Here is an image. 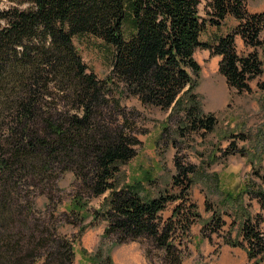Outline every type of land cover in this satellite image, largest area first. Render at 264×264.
<instances>
[{
    "label": "trees",
    "instance_id": "obj_1",
    "mask_svg": "<svg viewBox=\"0 0 264 264\" xmlns=\"http://www.w3.org/2000/svg\"><path fill=\"white\" fill-rule=\"evenodd\" d=\"M11 1L0 9V145L11 144L8 151H0L4 192L13 179L22 180L23 170L47 169L55 157L70 156L96 195H110L93 213L83 194L62 202L59 210L80 221L102 216L105 232L116 233L118 242L151 237L184 264L176 234L188 233L201 220L198 204L190 202L196 165L177 163L174 193L145 194L141 181L117 187L119 166L136 157L142 139L133 128L126 130L125 122L109 125L107 113L111 109L127 116L121 101L136 96L146 106L172 110L183 136L212 132L219 120L205 112L195 90L202 70L196 52L207 47L221 56L220 71L231 88L249 92L251 81L263 78V90L264 11L250 12L244 0H210L204 17L200 0ZM229 15L239 20L233 31L216 44L203 42L207 25H221ZM90 34L115 50L112 69L102 79L75 44L76 36ZM237 36L249 47L247 53L238 51ZM257 174L264 184V174ZM248 188L228 196L243 205L247 191L259 198L264 210V187ZM170 201L181 203L162 224L161 213ZM8 205L3 201L1 210L12 211ZM243 217L238 235L224 241L244 247L253 264L264 262L263 218ZM43 237L26 250L19 242L9 245L11 257L0 251L2 264H78L75 246L80 237ZM81 251L85 264H112L109 254Z\"/></svg>",
    "mask_w": 264,
    "mask_h": 264
},
{
    "label": "rangeland",
    "instance_id": "obj_2",
    "mask_svg": "<svg viewBox=\"0 0 264 264\" xmlns=\"http://www.w3.org/2000/svg\"><path fill=\"white\" fill-rule=\"evenodd\" d=\"M209 1L200 0L203 17L210 10ZM244 3L250 12L264 11V0H244ZM12 4L11 0H0V9ZM238 23L237 18L229 15L221 25L208 24L202 41L216 44L219 37L231 33ZM75 44L84 62L99 78L110 73L115 53L113 46L92 34L76 36ZM236 46L240 53L248 52L249 47L241 36H237ZM196 58L202 70L195 90L200 94L205 112L217 116L216 128L208 134L183 136L177 131L179 119L172 116V110L146 106L136 96L124 98L121 107L127 116H119L118 111L109 109L107 122L112 127L125 122L126 130L133 128L142 144L135 147L138 149L136 157L119 166L114 179L119 188L141 181V191L145 194L174 193L178 190L173 183L177 163L196 165L190 202L198 204L201 220H197L188 233L176 234V247L181 251L184 264H237L236 261L247 264L244 256L234 250L224 256L222 247L227 243L225 237L238 235L243 215L257 220L262 217L264 230V210L258 197L246 191L242 205L239 199L228 196V193L235 196L239 189L257 188L259 184L264 187L257 174L258 171L264 174V89L259 85L263 78L251 81L252 90L241 93L231 88L221 73L220 55L205 47L196 52ZM2 130L0 127V137ZM10 146L6 142L0 145V151H8ZM75 164L78 165L70 156L61 155L55 157L47 169L31 168L20 172L22 180L13 179L6 192L3 190L5 184L0 182V205L6 201L12 210L3 212L0 208V251L4 255L11 257L7 247L11 248L16 242L26 250V247H35L42 236L57 235L62 239L77 236L80 237L75 246L78 264L88 262L81 251L83 248L92 255H111L112 264H179L178 258L168 256L151 237L118 242L120 237L116 233L105 232L107 222L102 216L98 219L91 215L80 221L59 210L62 202L83 194L90 200L93 213L110 195V191L96 195L91 183L84 180L82 173L79 175ZM181 201L167 203L161 213L162 224L168 221ZM212 218L213 224L206 227Z\"/></svg>",
    "mask_w": 264,
    "mask_h": 264
},
{
    "label": "crops",
    "instance_id": "obj_3",
    "mask_svg": "<svg viewBox=\"0 0 264 264\" xmlns=\"http://www.w3.org/2000/svg\"><path fill=\"white\" fill-rule=\"evenodd\" d=\"M209 242H210V240H209ZM232 250H234L236 252V254H241V256H244V259L246 260L247 264H253L254 260L249 259L248 253L244 247H242V246H240V247L239 246H231L230 244H227V243H225L222 247V252H223L224 256ZM236 263L238 264V261H236Z\"/></svg>",
    "mask_w": 264,
    "mask_h": 264
}]
</instances>
